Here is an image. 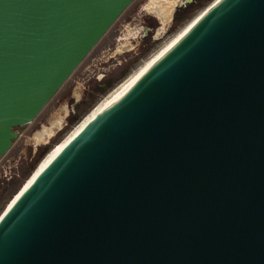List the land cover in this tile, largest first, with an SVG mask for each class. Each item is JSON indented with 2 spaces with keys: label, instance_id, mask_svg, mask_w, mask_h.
<instances>
[{
  "label": "water",
  "instance_id": "95a60500",
  "mask_svg": "<svg viewBox=\"0 0 264 264\" xmlns=\"http://www.w3.org/2000/svg\"><path fill=\"white\" fill-rule=\"evenodd\" d=\"M134 1L0 0V159ZM0 264H264V0H217L109 100L0 218Z\"/></svg>",
  "mask_w": 264,
  "mask_h": 264
},
{
  "label": "rangeland",
  "instance_id": "374dc122",
  "mask_svg": "<svg viewBox=\"0 0 264 264\" xmlns=\"http://www.w3.org/2000/svg\"><path fill=\"white\" fill-rule=\"evenodd\" d=\"M169 1L172 2L171 0H135L118 17L32 123L16 130L18 137L0 159V215L48 151L63 139L71 131L70 129L102 100V97H105L212 0H180L179 3L177 0L173 6L174 9L178 4L172 19L160 23L159 15L152 9L155 5L167 4ZM177 13L178 20H174ZM159 28L161 32L158 33ZM109 83L112 85L105 91L99 90L100 84ZM90 95L93 96L91 101ZM83 101H87L89 106L79 119L74 121L76 117L74 105ZM54 122L60 123V128L50 139L46 138V130L49 129L53 134L51 126ZM37 130L42 131L35 134ZM45 149L46 152L37 159L38 153ZM31 164L33 169L27 173ZM14 181L16 185L10 186Z\"/></svg>",
  "mask_w": 264,
  "mask_h": 264
},
{
  "label": "bare ground",
  "instance_id": "6f19581e",
  "mask_svg": "<svg viewBox=\"0 0 264 264\" xmlns=\"http://www.w3.org/2000/svg\"><path fill=\"white\" fill-rule=\"evenodd\" d=\"M167 4L154 6L152 10L156 11L159 15L161 22L166 23L170 20L173 11V6L177 0H171ZM217 0H212L206 7H204L200 12H198L192 19H190L177 33H175L170 39H168L158 50L151 54L146 60H144L134 71H132L127 77H125L114 89H112L105 97H102L94 107L85 114L81 120L74 126L71 131L68 132L63 139H61L56 145H54L48 153L42 158L38 163L37 167L32 171L31 175L24 182L22 188L14 194L15 196L8 203L6 208L0 215H2L9 209V207L14 203L18 195L22 190L29 184L49 163L54 159L58 153L74 138L78 135L81 130L95 117V115L101 110V108L111 99L121 94L127 87L135 83L150 67L151 65L169 49L194 23L207 11L213 3ZM152 2V1H151ZM161 2V1H160ZM163 2V1H162ZM157 3V2H156ZM155 3V4H156ZM179 3V2H178ZM158 4V3H157ZM160 4V3H159ZM178 5V4H177ZM152 8V7H151ZM163 28V27H162ZM46 138H50L52 133L48 129L45 131ZM43 134V133H42ZM42 139V138H41Z\"/></svg>",
  "mask_w": 264,
  "mask_h": 264
},
{
  "label": "trees",
  "instance_id": "16d2710c",
  "mask_svg": "<svg viewBox=\"0 0 264 264\" xmlns=\"http://www.w3.org/2000/svg\"><path fill=\"white\" fill-rule=\"evenodd\" d=\"M205 1H206V0H205ZM196 2H197V1H196ZM178 17H179V14L177 13L176 16H175V18H174V20H178ZM111 85H112V84H110V83H109V84H104V85H101V84H100V87H101V88H99V90L103 92V91H105L107 88H109ZM90 96H91V95H90ZM90 96H89V97H90ZM92 97H93V96L90 97V101H91ZM88 106H89V104L87 103V101H83V102L81 103L80 107L83 108V109L81 110V108H80V110L78 111L76 117L74 118V121L79 119V117L81 116V114L83 113V111L87 110ZM71 124H72V122L70 123V125H71ZM53 143H55V141H54ZM57 143H58V142H57ZM46 149H48V147H46ZM46 149L43 150V151H40V152L38 153V155H37V159H39V158H40V157L46 152ZM35 162H36V161H35ZM37 165H38V164H37ZM37 165H36V166H37ZM36 166H35V168H36ZM35 168H34V169H35ZM32 169H33V165L31 164L30 168L27 170V173H28V171H31ZM34 169H33V170H34ZM33 170H32V171H33ZM32 171H31V172H32ZM29 175H30V174H29ZM15 185H16V183H15V181H14V182L11 183L10 186L14 187ZM4 192H5V191H4Z\"/></svg>",
  "mask_w": 264,
  "mask_h": 264
},
{
  "label": "flooded vegetation",
  "instance_id": "af4514ba",
  "mask_svg": "<svg viewBox=\"0 0 264 264\" xmlns=\"http://www.w3.org/2000/svg\"><path fill=\"white\" fill-rule=\"evenodd\" d=\"M178 2H180V0H178ZM176 7H177V5H175V7H174V9H173V11H172V14H171V18H170V20L172 19L173 12H174V10H175ZM148 12H150L149 9H148ZM153 12H155V13L157 14L156 11H153ZM170 20H169V21H170ZM160 23H162V22L160 21ZM160 25H161V24H160ZM159 32H161V29H160V28L158 29V33H159ZM133 33H134V32H133ZM81 103H82V102H80V103L76 102L75 105H74L75 116L77 115L78 111H79L80 108H81V107H80ZM82 109H83V108H81V110H82ZM53 124H54V125H52L51 127H53V131H54V132H53V134L51 135V137H52V136L55 134V132L60 128V123H58V122H54ZM44 128H49V127H44ZM40 131H42V130H37V131L35 132V134L38 133V132H40ZM51 137H50V138H51ZM50 138H49V139H50ZM48 141H49V140H48Z\"/></svg>",
  "mask_w": 264,
  "mask_h": 264
},
{
  "label": "built area",
  "instance_id": "2783aa9c",
  "mask_svg": "<svg viewBox=\"0 0 264 264\" xmlns=\"http://www.w3.org/2000/svg\"><path fill=\"white\" fill-rule=\"evenodd\" d=\"M104 77V76H103Z\"/></svg>",
  "mask_w": 264,
  "mask_h": 264
}]
</instances>
